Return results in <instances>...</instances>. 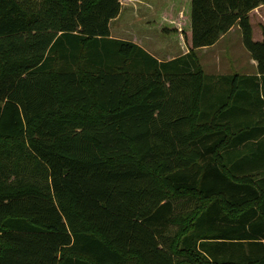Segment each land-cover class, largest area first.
<instances>
[{
	"label": "trees",
	"instance_id": "1",
	"mask_svg": "<svg viewBox=\"0 0 264 264\" xmlns=\"http://www.w3.org/2000/svg\"><path fill=\"white\" fill-rule=\"evenodd\" d=\"M264 0H162L160 61L120 0H0V264H264ZM233 25L251 75L196 50Z\"/></svg>",
	"mask_w": 264,
	"mask_h": 264
},
{
	"label": "rangeland",
	"instance_id": "2",
	"mask_svg": "<svg viewBox=\"0 0 264 264\" xmlns=\"http://www.w3.org/2000/svg\"><path fill=\"white\" fill-rule=\"evenodd\" d=\"M158 1L160 0H120V13L109 23L111 37L130 41L141 40V43L147 47L149 44L152 45L151 23L160 4ZM152 4L155 8L154 15H152ZM252 23L255 27L254 22ZM237 34L231 33L214 48L205 52L196 50V56L205 74L242 75L256 72V66L251 64V56L236 37ZM148 52L152 54V49ZM156 53L162 55L160 52ZM177 54L172 52L170 56Z\"/></svg>",
	"mask_w": 264,
	"mask_h": 264
},
{
	"label": "crops",
	"instance_id": "3",
	"mask_svg": "<svg viewBox=\"0 0 264 264\" xmlns=\"http://www.w3.org/2000/svg\"><path fill=\"white\" fill-rule=\"evenodd\" d=\"M161 1L162 0L158 1V3ZM154 13H155V8H153V4H152V15H154ZM248 17H249V22L251 26L252 38L254 39V41L263 40L264 39V3H261L260 5L251 9L248 13ZM252 22H254L255 27ZM237 31H238V34H237ZM231 33H236L237 34L236 37L240 40L242 44L239 28L237 25H233L224 35H222L218 39V41H216V43L208 47L200 48L198 50L205 52L209 49L214 48L218 43L226 39V37H228V35H230ZM134 41L136 44L141 46L146 51L152 49V55L160 61L172 59L176 56L186 53L187 51V49L182 46V44L177 38L163 34L159 32L157 29L154 30V27H152V45L149 44V46L147 47L145 44L143 45L141 43L142 42L141 40L137 41L136 39H134L133 42ZM156 52H160L162 55H158ZM172 52H177L178 54L175 56H170ZM250 61H251V64L255 65V62L252 58ZM255 73H251V74H255ZM251 74H242V75H251ZM212 75H217V74H212Z\"/></svg>",
	"mask_w": 264,
	"mask_h": 264
}]
</instances>
